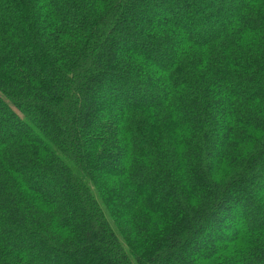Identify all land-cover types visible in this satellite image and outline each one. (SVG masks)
I'll return each instance as SVG.
<instances>
[{
    "label": "trees",
    "instance_id": "trees-1",
    "mask_svg": "<svg viewBox=\"0 0 264 264\" xmlns=\"http://www.w3.org/2000/svg\"><path fill=\"white\" fill-rule=\"evenodd\" d=\"M264 0H0V264H264Z\"/></svg>",
    "mask_w": 264,
    "mask_h": 264
},
{
    "label": "rangeland",
    "instance_id": "rangeland-1",
    "mask_svg": "<svg viewBox=\"0 0 264 264\" xmlns=\"http://www.w3.org/2000/svg\"><path fill=\"white\" fill-rule=\"evenodd\" d=\"M262 196L256 198L255 207H254V216H255V210L260 213L261 217H264V203L262 202ZM34 264H41V262L37 261V259L34 261ZM43 264H51L50 262H43Z\"/></svg>",
    "mask_w": 264,
    "mask_h": 264
}]
</instances>
